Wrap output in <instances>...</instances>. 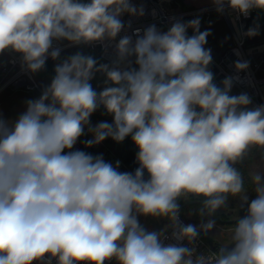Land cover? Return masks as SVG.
Wrapping results in <instances>:
<instances>
[{"label": "clouds", "instance_id": "9594fccd", "mask_svg": "<svg viewBox=\"0 0 264 264\" xmlns=\"http://www.w3.org/2000/svg\"><path fill=\"white\" fill-rule=\"evenodd\" d=\"M223 12L225 0H213ZM247 17L264 11V0H227ZM143 15L129 0H0V53H20L36 73L58 60L53 41L91 45L115 40L124 14ZM199 18L176 20L167 32L147 27L133 42L116 43L110 66L77 52L55 65L42 95L27 101L18 119L0 118V264H264V176L249 173L256 198L249 203L244 177L235 167L253 148L264 150V105L249 108L246 93L230 95L233 78L217 86L210 31ZM193 30L187 36V30ZM247 36L259 35V28ZM135 56V65H121ZM237 61L235 68H248ZM106 76L97 93L90 81ZM113 122L88 130L92 147L111 137L131 139L138 149L134 174L118 171L102 155L72 150L100 107ZM68 150V151H65ZM145 171L148 179H144ZM204 197L201 217L228 207V198L247 204V215L231 230V243L218 252L162 243L138 216L167 218L177 240L192 244L215 220L199 227L179 220L178 200Z\"/></svg>", "mask_w": 264, "mask_h": 264}, {"label": "built area", "instance_id": "2783aa9c", "mask_svg": "<svg viewBox=\"0 0 264 264\" xmlns=\"http://www.w3.org/2000/svg\"><path fill=\"white\" fill-rule=\"evenodd\" d=\"M163 1L164 0H129L130 4L137 9H143V15H130L124 13L120 19L125 27L115 40H105L103 43H94L86 46L97 52L105 62L112 65L116 60V43H118L119 39L123 36H131L134 42L137 38L135 35L136 30H139V35H143L147 27L155 25L156 28L163 33L167 32L172 26V23L176 20L185 23L187 18L196 19L198 16L209 18L212 12L217 11V6L214 3L187 11H173L168 10ZM81 2L87 3L89 0H81ZM221 14L229 25L234 45L224 58L217 60L212 56V63L209 65V70L214 74L213 82L217 86H220L222 84L221 82L226 77H232L233 87L240 93L248 94L251 99V104L254 107L264 105V52L259 51V58L255 59V56L252 55L253 53L251 51L248 52V36L246 35L248 31L246 23L257 16V9H252L249 15L245 17L236 10L231 9L227 4V0H225L224 10ZM192 35L193 30L188 29L187 36L190 37ZM79 45L72 44L67 40L53 41V47L59 48L61 50L60 53ZM4 52L6 58L0 64V95L5 92L33 93L42 91V88L34 76L35 74L28 71L23 64L22 55L10 49ZM129 61L132 67L135 63V56L129 57L128 61H125L121 67L124 68L128 66ZM237 61L248 62V68L243 71H237L235 68V63ZM260 73H262V76L259 75ZM182 224L187 225L191 223ZM174 231L175 229L172 227L163 231L162 243L164 245L175 244L178 246L183 245L189 248H195L196 255H208L212 252H218L214 248V245L208 241V236L203 232L199 234L196 241L189 244L187 239H175L173 236ZM114 261V259L106 261L105 264H113ZM33 264H39V262H33ZM51 264H57L56 260L52 259Z\"/></svg>", "mask_w": 264, "mask_h": 264}, {"label": "rangeland", "instance_id": "374dc122", "mask_svg": "<svg viewBox=\"0 0 264 264\" xmlns=\"http://www.w3.org/2000/svg\"><path fill=\"white\" fill-rule=\"evenodd\" d=\"M203 1L205 3H201L202 0H183V2H180L179 0H168L166 6L168 10L187 11V10L200 8L207 4L213 3V0H203ZM163 3L165 4V1H163ZM197 18H199L200 20V25H199L200 31L201 32L210 31L211 33L207 37V43L205 45V48L211 49V55L215 59L220 60L221 58H224L226 54L229 53L230 49L233 47L232 45L233 37L231 36L229 25L227 24L223 15L220 12L214 11L211 13V16L209 18H205V16H198ZM256 19L264 23V11L257 9V16L254 18V20ZM191 20L193 19L187 18L185 23ZM189 29L192 30L191 28ZM210 45L214 46V48L217 51L213 50ZM228 45H230L231 47L228 48L227 50H224V48L227 47ZM71 51H73V49ZM91 51L94 53H97L93 50ZM249 51L250 50L248 49V52ZM0 58H4L3 60H5L6 58L5 52L0 53ZM0 63H2V61H0ZM133 67L138 68V66L135 65V63ZM34 76L36 78V75ZM95 78L98 79L102 89H104L106 86H112L110 83L106 85L105 83L106 76L103 73H96ZM36 80L39 83V80L37 78ZM39 85L42 88L40 83ZM43 91H44V88H42V91H36L33 93H20V92L11 93L9 92L8 96L6 97L3 96L2 98H0V118H3L4 120L9 121V122H14L16 119H18V117L22 113L26 111L27 101L33 100V98L38 99L42 95ZM230 95H239V93L235 89H231ZM100 122H107L111 124L113 122V117L110 116V114L107 115L103 111H95L90 117V125L85 126L84 134L81 135V137L78 139L77 143L74 145V148L72 150L73 151L81 150V151H84V152H87L93 155V153L91 152L93 149L97 153L96 155H93V156L102 155L104 160L106 162L113 164V166H115L116 162L119 161L120 162L119 168H121L122 163L118 157L119 148H120L119 142H116L111 137L106 138L103 142H101L98 145H93L91 149L90 147L87 148L85 146V142H86L85 139L87 138L88 140H91L93 138V134L89 132L88 128L90 126L95 127ZM83 146L86 147L85 149L86 151L82 148ZM65 151H68V150H65ZM119 168H118V171H119ZM254 171H260L262 173V176H264L263 162L262 163L260 162L259 164L256 163L254 167ZM125 172L134 174V172L130 170H126V169H125ZM148 178H149L148 173L147 171H145L144 179L147 180ZM187 200H184V201H187ZM187 203L188 202H186L184 206H187ZM189 216L190 214L186 213L185 217L188 218ZM138 220H139V223L149 232L156 231V232L163 233V231H165L166 229L170 227L169 226L170 222L167 218L140 215L138 216ZM179 220L181 223H186L185 219H182L180 216H179ZM227 230L228 229H226L223 225L221 226L215 225V227L206 235L212 240L220 242L222 245H228L231 243V230L228 232ZM224 233H226V235ZM113 264H117V262L114 261Z\"/></svg>", "mask_w": 264, "mask_h": 264}, {"label": "trees", "instance_id": "16d2710c", "mask_svg": "<svg viewBox=\"0 0 264 264\" xmlns=\"http://www.w3.org/2000/svg\"><path fill=\"white\" fill-rule=\"evenodd\" d=\"M180 2H183V0H179ZM187 20V19H186ZM185 20V21H186ZM254 20V19H253ZM252 20V21H253ZM73 49V51H71ZM71 51V52H70ZM77 52L82 53L83 55H90L93 58H95L98 62V65L100 63H105V62L98 53L92 52L88 46L86 45H79L74 48L68 49L63 53H60V57L58 60H52L51 57L46 60L45 67L40 70L39 72H36V78L39 80V83L41 84L42 88H46L51 84L52 79L55 76V65L60 63L62 60L66 59L67 57L73 55L72 53L76 54ZM111 66V64H109ZM134 66V65H133ZM132 66V67H133ZM92 87L94 90L99 93L102 91V87L98 81L97 78H94L90 81ZM222 87V84L220 85ZM232 89H235L232 87ZM239 94H241L237 89H235ZM33 100H35L33 98ZM249 108H255L252 104L248 106ZM96 111H103L106 113V110L103 108V106H100ZM107 114V113H106ZM108 115V114H107ZM112 116V115H110ZM113 117V116H112ZM88 141V139H85ZM119 154L118 157L122 163V167L119 168L120 172H125L126 170H130L132 172H135V170L139 167V164L136 161V155L138 152L137 147L133 143L131 136H128L125 138L124 141L119 142ZM84 150L86 149L85 146L82 147ZM92 147H90L91 149ZM86 151V150H85ZM93 155H96V151L92 149L91 151ZM87 153V152H86ZM262 153L264 155V150H261L259 148H253L249 155L245 157V159L236 164L235 167L242 173L244 177V187L246 190V194L249 199V203L251 202L252 199L256 198V192L254 190V185L251 183V180L249 178V173L253 172V169L257 163V158ZM204 197H195V196H190L187 201H184V198H180L178 200L180 207V217L182 219H185L186 223H191L196 226L200 225L202 222H206L209 219L215 220V225H223L228 231L232 230L234 228L237 219L238 218H243L245 215H247V204H243L241 206V201L239 197H232L229 196L228 198V207L227 208H221L216 211V213L211 216H204L201 217L199 213V209L203 206L204 202ZM187 203V206H184V204ZM183 207V208H182ZM182 208V209H181ZM186 213H189L190 216L187 218L185 217ZM226 232V231H225ZM226 235V233H224ZM206 235V234H205ZM207 237V236H206ZM208 241L214 245V248L218 251L221 246H223L220 242L214 241L211 238H208Z\"/></svg>", "mask_w": 264, "mask_h": 264}, {"label": "crops", "instance_id": "0c3cea01", "mask_svg": "<svg viewBox=\"0 0 264 264\" xmlns=\"http://www.w3.org/2000/svg\"><path fill=\"white\" fill-rule=\"evenodd\" d=\"M165 1V5H167V1L168 0H164ZM201 3H205L203 0ZM207 4V3H206ZM204 5V4H203ZM208 5V4H207ZM259 28V35L257 36H254V37H249L248 36V40H247V46H248V49L253 53L252 55L255 56V59H258L259 58V51H263L264 52V23H262L261 21L259 20H254V21H248L246 23V27L248 29L250 28H254V27H257ZM232 36V34H231ZM233 39V38H232ZM232 45H234V40H233V43ZM211 48L215 51H217L214 46L210 45ZM231 46L228 45L227 47L224 48V50H227L228 48H230ZM223 50V51H224ZM214 51V52H215ZM264 55V54H263ZM4 58H0V61H3ZM1 64V63H0ZM9 92H5L3 93L2 95H0V98H2L3 96L6 97L8 96ZM88 148V147H87ZM262 163L264 164V155L262 153H260V155L258 156L257 158V163ZM253 172H254V169H253Z\"/></svg>", "mask_w": 264, "mask_h": 264}, {"label": "bare ground", "instance_id": "6f19581e", "mask_svg": "<svg viewBox=\"0 0 264 264\" xmlns=\"http://www.w3.org/2000/svg\"><path fill=\"white\" fill-rule=\"evenodd\" d=\"M260 74H261V76H262V73H260ZM260 74H259V75H260Z\"/></svg>", "mask_w": 264, "mask_h": 264}, {"label": "water", "instance_id": "95a60500", "mask_svg": "<svg viewBox=\"0 0 264 264\" xmlns=\"http://www.w3.org/2000/svg\"><path fill=\"white\" fill-rule=\"evenodd\" d=\"M260 76H261V74H260Z\"/></svg>", "mask_w": 264, "mask_h": 264}]
</instances>
